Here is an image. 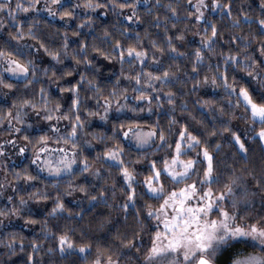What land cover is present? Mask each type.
Segmentation results:
<instances>
[{
  "label": "snow or ice",
  "instance_id": "obj_1",
  "mask_svg": "<svg viewBox=\"0 0 264 264\" xmlns=\"http://www.w3.org/2000/svg\"><path fill=\"white\" fill-rule=\"evenodd\" d=\"M141 3L0 0V32L14 29L0 44V94L5 99L14 97L6 110L0 108V125L6 122L11 136L0 140V157L6 155V145L15 148L19 156L30 150L29 165L36 167V174L26 165L13 172L14 179L33 182L47 172L57 189L52 198L46 186L41 190L32 184L34 190L28 191L5 177L0 182V194L5 184L13 194L6 197L8 205L0 208V218L22 217L25 226L39 223L43 238L31 239L26 251L24 237L10 232L0 237V246L13 256L18 250L26 252L23 264H42V252H76L84 264H132L133 257L136 264H221L222 257L226 264H264V168L257 173L255 169L222 167L221 144L208 139L228 133L229 142L247 162L249 147L243 138L247 132L232 126L234 119H240L251 133L248 139H255L264 150V0H260L262 15L255 18L256 34H225V28L241 29L242 24L253 23L247 11L235 9L234 0H184L183 30L177 28L182 21L180 0H168L167 4L155 0L156 7L170 14L161 18L149 8V21L140 15ZM77 9L90 13L106 9L105 16L116 13L120 27L101 25L96 34L94 16H80L71 29L76 46L70 48L69 26L79 16ZM22 13L32 14L31 20L19 19ZM42 14L64 21L58 44L50 45L34 31ZM223 20L230 23L225 25ZM140 23L162 28L163 33L154 38L146 28L142 36L135 28ZM84 29H88L87 34ZM189 31L200 38L199 46L190 51L183 44ZM28 39L36 43L29 44ZM249 49H258L259 58ZM40 50L52 63H37L35 53ZM165 55L171 61L166 65ZM66 59L73 61L71 67L65 65ZM179 60L187 63H177ZM237 71L242 73L239 79ZM243 77L256 81L260 91L251 89ZM189 81L191 92L204 85L223 88L225 103L196 101L227 117L219 127L200 131L178 119V111H186L187 102H177L181 92L174 91L173 86ZM53 85L58 96L51 91ZM165 105L166 125L156 111ZM113 112L132 115L111 119ZM143 113L156 119H145ZM92 118L110 124L111 134L89 131ZM93 141L101 142L103 148L90 159L84 150L92 147ZM133 150L136 156L130 158ZM141 162L142 168L138 167ZM84 174L102 179L104 184L93 192L88 184L69 179L60 191L63 177ZM77 191L93 207L94 202H103L122 213L126 230L117 229L111 233V240L98 238L95 242L83 239V230L77 242L73 239L76 229L68 225H56L53 232L48 218H63L65 213L72 218L63 197ZM50 199L47 218L38 220L28 210L29 201ZM75 215L83 218L80 213ZM94 223L98 230L107 228L112 223L111 213ZM49 237L54 238L55 246L45 249L43 241Z\"/></svg>",
  "mask_w": 264,
  "mask_h": 264
},
{
  "label": "trees",
  "instance_id": "obj_2",
  "mask_svg": "<svg viewBox=\"0 0 264 264\" xmlns=\"http://www.w3.org/2000/svg\"><path fill=\"white\" fill-rule=\"evenodd\" d=\"M142 0L140 7V15L143 20L149 21L151 20V15L147 12V9L151 8L152 13H159L161 18H163L165 15H168L170 13L167 12V9L162 7H156L155 6V0ZM73 2H77V0H73ZM162 4H167L168 0H161ZM235 9L243 8L244 11H247L249 15L253 18V23L251 25L248 24H242L241 29H230L225 28V34L228 31H236V32H243L244 34H256L257 33V25L255 23V18L262 15L261 13V7H260V0H234ZM183 5L184 0H180V15L182 17V21L178 23L177 28L183 30L184 28V21H183ZM79 13V16L77 17V20H74L71 22L69 26V37H70V48L75 47V41L76 37L71 36V29L75 28L76 23L78 22V19L80 16H84L85 14H89L90 10L85 9H77L76 10ZM108 10H101L97 9L95 13H90L94 16L95 19V33L99 34L100 32V26H111L115 24L116 28H119V23H116V13L108 12V15H103V12ZM128 10H125L127 12ZM32 14H20L18 17L21 20H24L25 22L31 20ZM41 22L37 25V27L34 29V31L37 32L39 36H41L46 42L51 44H58L60 42V37L63 34L64 29V21H61L59 17H48L46 14H42L41 17H39ZM223 24L227 25L230 22L228 20H223ZM170 27V26H169ZM136 31L140 32L143 36V33L145 29L147 28L150 33L153 34L154 38H159L162 33L163 29H156L154 27H151L148 23H140L135 26ZM57 29H60V32L57 33ZM110 30L111 27H110ZM177 29H171L172 32H175ZM14 31L13 28H8L7 31L0 32V44H3L4 41L8 40V32ZM85 34L88 33V29L82 30ZM89 39H91V36H89ZM199 36H196L194 32L189 31L186 33V39L183 42V44L186 46L187 50H191L194 47L199 46ZM15 43V42H13ZM23 43V42H22ZM27 43L34 44L36 41H32L31 39L27 40ZM254 48H255V42H254ZM184 50V48H182ZM35 52V50H33ZM249 52L251 55L259 58V51L258 49H249ZM35 57L37 58V63L43 62L44 64L52 63L50 61V58H48L44 53L43 50H40L39 53H35ZM100 60V58H97ZM100 62L104 64H109L108 61L101 60ZM167 55L163 57V63L166 65L170 63ZM65 65L71 67L73 61L71 59L65 60ZM177 63L180 64H186L187 61L179 60ZM61 67V66H58ZM118 67V66H117ZM104 74H107V69L103 70ZM237 77L238 79L242 76V73L237 71ZM71 79V78H66ZM183 80V76L181 77ZM243 82L248 84L251 89L259 92L260 86L256 81L251 80L250 78L243 77ZM191 81L187 83V85H184L183 83H177L173 86V90H179L181 92V95L178 97V103H180L181 100L187 102V110L183 113H180L178 111L177 116L178 119H183L185 122L189 123L190 125L194 126L195 128L199 129L200 131H205L206 129H210L213 125L219 127L221 120L227 119V117H220L219 113L212 112L208 108L201 107L196 103L198 99H215L219 101L220 103H225V101L222 99L223 96V88H213L211 85H204L198 88L196 92H191ZM8 91V90H4ZM51 91L53 95L58 96L59 93L55 87V85L52 86ZM13 96L7 97L5 99L2 94H0V108H4L6 110L7 106L10 105L11 100L13 99ZM129 103H132L130 100ZM168 106L165 105L163 109H157L156 111L159 113L160 120L162 124H167L166 120V112H167ZM189 113L191 115H189ZM131 113H128L127 116H131ZM144 116L145 119L154 120L156 119L155 116H151L150 114L143 113L141 114ZM194 116L196 119L192 120L191 117ZM115 117H112L111 119H114ZM123 118V117H122ZM98 118H92L91 121L96 120ZM202 121V123H201ZM232 126L234 128L239 129L241 132H247L246 135H244V139L246 142V146L249 147V153H248V161L245 162L240 158V155L236 152V149L232 146V144L229 142V134L223 133L217 134L213 137H208L210 142H219L221 144V151L219 153V158L223 162L222 167L226 165H231L237 169V171L248 168V169H255L257 173L260 172L262 168H264V150H262V147L256 142L255 139H248V135H251L250 131H247L245 122L240 119H234L232 121ZM6 122L4 125H0V140H4L5 138H9V133L6 130ZM111 125L107 123V125H99L97 123H93L88 130L89 131H101V132H107L109 135ZM17 137H20L21 134H15ZM11 138V136H10ZM90 138V137H89ZM19 141V140H18ZM20 142V141H19ZM6 148L8 151L6 152V155L12 159L11 161H8L9 159H5L3 157H0V173L1 170H3L8 177L9 181H12L13 184L18 185L20 189H27L28 191L34 190L30 185L34 184L37 188H40L41 190L45 189L49 192L50 196L54 198L57 189L54 188L51 184V180L53 178H48L44 175H40V179L33 182L25 183L24 181H16L13 177V172L16 170L22 169L24 166L29 165V158L31 156V151L25 153L24 156H19L17 154L16 149L13 148L11 145H6ZM103 148V144L98 141H93V145L90 149H87L85 147L84 154L88 155L89 158L96 153L101 151ZM10 151V152H9ZM16 153V154H15ZM136 156V151L133 150L131 153L130 158H134ZM23 159V160H22ZM22 160V161H21ZM233 161L235 163L233 164ZM101 167H104L102 165H98ZM144 162H141L138 167H143ZM30 171L33 172V174H36L35 169L33 168V165H29ZM69 179H73V182H84L89 185L90 190L95 192L101 185L104 184V181L102 179L96 178L89 179L88 174H84L83 176H77L75 178L70 177H63L62 183L60 187V191H63V188L66 186V182ZM247 179L251 180V176L247 177ZM1 182V179H0ZM95 185L96 187L93 188L92 185ZM106 186V185H105ZM12 190V188H11ZM13 194V191H11V194ZM22 194V193H21ZM119 198V197H118ZM63 199L65 200V203L68 208H70L73 212L72 218H67L68 214L65 213L63 218H58L56 220L49 219V227L52 229L53 232L57 231V227H54L56 225L59 226V228H63L65 225L74 227L76 229L75 235L73 236V239L77 240V242H80L81 237V231L83 230L86 233V236L83 237V239H89L95 242L98 238L103 241L104 239L111 240V233L115 232L117 229H119L121 232H124L126 230V226L123 222V214L115 210L114 208L107 207L103 202H94L95 206L89 204L87 199L83 198V194L80 192H74L70 196H64ZM109 203L111 204L112 201L109 200ZM8 205V201L5 196H0V208L5 207ZM10 206V205H9ZM52 206V200L50 199L47 202H33L29 201L28 204V210L32 213L35 218L38 220H43L47 218V212ZM42 207V208H40ZM259 197H257L256 202V208L259 210ZM83 210V211H81ZM76 213H80L83 217L82 219L80 216H76ZM109 213H111V219L112 223L108 225L107 228L103 230L96 229V225L94 222H98L100 219H102L105 216H108ZM3 219V222L8 223L6 225H3L0 228V237H6L8 233L15 232L21 236L24 237V243L26 247V251L29 250L27 248L28 243L33 238H43V233L41 232V224H30L28 226H25L24 220L22 217H17L16 220H14V217L10 218H0ZM131 223V220L128 222ZM148 237L147 235L144 236V240L147 241ZM45 249L47 247H54L55 246V240L52 237H49V239L43 241ZM131 255V253L129 254ZM26 252H19L17 251L16 255H9L8 250L2 246H0V264H23V261L25 259ZM42 261V264H84L83 259L81 258L80 254L76 252L71 253H65L61 255L59 252H55L52 254H48L46 252H42L39 257ZM132 264H136L135 257L132 259ZM221 264H226L225 258L222 257Z\"/></svg>",
  "mask_w": 264,
  "mask_h": 264
},
{
  "label": "rangeland",
  "instance_id": "obj_3",
  "mask_svg": "<svg viewBox=\"0 0 264 264\" xmlns=\"http://www.w3.org/2000/svg\"><path fill=\"white\" fill-rule=\"evenodd\" d=\"M147 1V0H146ZM145 2V1H144ZM133 103V102H132ZM128 113L127 112H125V113H120V114H117V113H115V112H113V113H111L110 114V118H112V117H116L117 115H120L121 117H125V115H127ZM93 123H97V124H99V125H107V123H105V122H103V121H101V120H99V118L98 119H96V120H93V121H91V124H90V126L93 124ZM9 139H10V136H9ZM19 142V141H18ZM53 147H56V145H55V143H53V145H52ZM91 147H87V149H90ZM10 152V151H9ZM16 154V153H15ZM18 154V153H17ZM3 158H5V159H9L8 161H11L12 159H10L7 155H5ZM23 160V159H22ZM21 160V161H22ZM33 168L35 169V171H36V167L33 165ZM41 175H44V176H46V177H48V178H53V177H49L48 176V173L47 172H43V173H40ZM5 177H7V174L3 171V170H1V173H0V179H1V182H3L4 181V178ZM88 178L89 179H96L95 177H91V176H89L88 175ZM7 179H8V177H7ZM3 191V194H0V196H5V197H7L8 195H10L11 194V187L9 186V185H7V184H5V188L2 190ZM40 208H42V207H40ZM17 219V217H14V220H16ZM6 224H8V223H5V222H3V224H0V228L3 226V225H6Z\"/></svg>",
  "mask_w": 264,
  "mask_h": 264
}]
</instances>
